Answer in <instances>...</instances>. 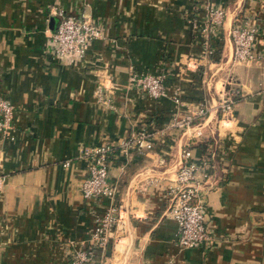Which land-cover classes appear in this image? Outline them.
Masks as SVG:
<instances>
[{
    "label": "crops",
    "instance_id": "1",
    "mask_svg": "<svg viewBox=\"0 0 264 264\" xmlns=\"http://www.w3.org/2000/svg\"><path fill=\"white\" fill-rule=\"evenodd\" d=\"M205 2L224 12L207 49ZM58 8L83 9L102 30L81 58L49 50ZM244 21L256 27L262 57L236 63L228 29ZM130 65L163 73L164 94L151 98L128 84ZM226 80L239 97L223 120L215 104ZM97 84L110 91V105L95 100ZM0 98L13 106L11 128L0 133V264H67L107 205L80 193L83 150L140 128L152 133L151 149L109 156L119 217L97 264H264V0H0ZM197 104L207 108L208 133L160 130ZM212 138L200 191L211 239L180 247L164 187L185 144L197 159Z\"/></svg>",
    "mask_w": 264,
    "mask_h": 264
},
{
    "label": "built area",
    "instance_id": "2",
    "mask_svg": "<svg viewBox=\"0 0 264 264\" xmlns=\"http://www.w3.org/2000/svg\"><path fill=\"white\" fill-rule=\"evenodd\" d=\"M204 11L205 21L202 30L205 35L204 48L207 49L208 38L215 34L222 24L224 12L221 7L211 2H205ZM54 13L57 15V21L49 34L48 46L55 58L60 60L81 58L92 39L103 37L101 28L83 9L77 13H67L58 8ZM255 33L256 27L246 21L233 23L230 26L228 35L231 42V61L245 63L262 57L253 45ZM127 83L151 98H158L165 90L163 73H138L131 65L127 68ZM93 93L96 101L110 105V91L105 86L97 84ZM235 95L239 97L238 90L230 80H226L225 87L215 104L219 119L233 117L234 104L238 99ZM172 100L178 107L182 105L177 92ZM206 112L207 108L204 104L185 106L176 111L160 130H180L192 137L202 136L210 131L209 125L205 122ZM12 116L11 103L0 98V133H5L11 128ZM152 146V133L140 128L115 142H103L83 150L85 176L79 184L80 193L85 198L103 196L107 199V205L102 214L94 216V225L87 243L74 246L68 251L67 264H97L99 251L105 246L109 235L116 227L119 205L114 201L116 184L108 179L107 174L110 154L118 151L125 156L132 150L145 153ZM215 153V138H212L209 149L197 159L192 156L188 144H185L180 150L173 177L164 187L165 212L175 221L176 242L180 247L197 246L211 239L204 224L205 206L200 191L208 178V167ZM62 164H69V159H65ZM3 177V174H0V189Z\"/></svg>",
    "mask_w": 264,
    "mask_h": 264
},
{
    "label": "trees",
    "instance_id": "3",
    "mask_svg": "<svg viewBox=\"0 0 264 264\" xmlns=\"http://www.w3.org/2000/svg\"><path fill=\"white\" fill-rule=\"evenodd\" d=\"M235 97L237 98V97H238V95H235ZM205 141H208V140L206 139ZM201 146H202V145H201ZM203 147H204V151H203V152H205V151H206V149H209V147H210V146H208V145L206 144V146H205V145H203Z\"/></svg>",
    "mask_w": 264,
    "mask_h": 264
}]
</instances>
